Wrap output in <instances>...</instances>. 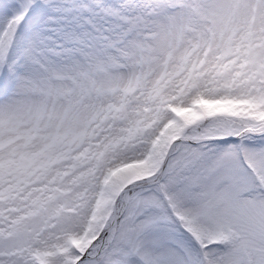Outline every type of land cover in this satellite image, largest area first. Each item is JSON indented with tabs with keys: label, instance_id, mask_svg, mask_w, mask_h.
I'll return each instance as SVG.
<instances>
[{
	"label": "snow or ice",
	"instance_id": "1",
	"mask_svg": "<svg viewBox=\"0 0 264 264\" xmlns=\"http://www.w3.org/2000/svg\"><path fill=\"white\" fill-rule=\"evenodd\" d=\"M0 264H264V0H0Z\"/></svg>",
	"mask_w": 264,
	"mask_h": 264
}]
</instances>
